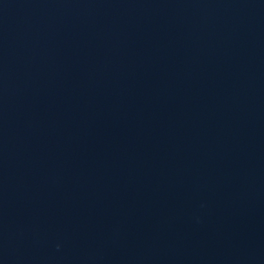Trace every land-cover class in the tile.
<instances>
[{"label": "water", "instance_id": "obj_1", "mask_svg": "<svg viewBox=\"0 0 264 264\" xmlns=\"http://www.w3.org/2000/svg\"><path fill=\"white\" fill-rule=\"evenodd\" d=\"M0 264H264V0H0Z\"/></svg>", "mask_w": 264, "mask_h": 264}]
</instances>
